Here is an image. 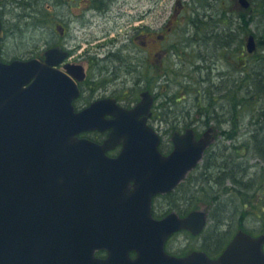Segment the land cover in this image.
Wrapping results in <instances>:
<instances>
[{
	"label": "water",
	"instance_id": "obj_1",
	"mask_svg": "<svg viewBox=\"0 0 264 264\" xmlns=\"http://www.w3.org/2000/svg\"><path fill=\"white\" fill-rule=\"evenodd\" d=\"M239 2L244 8L251 5L250 0ZM2 35L0 21V39ZM246 46L250 53L257 50L253 34ZM51 63H5L0 52V264H71L86 256L87 237L80 235L85 224L98 234H115L120 223L126 232H147L159 238L160 252L165 236L175 229L200 232L207 221L205 210L192 211L183 220L172 213L157 221L151 202L155 195L174 190L201 162L215 129L208 128L199 138L193 128L176 131L174 148L165 155L159 133L139 118L150 101L131 110L99 109L97 103L76 113L71 101L77 86ZM106 113L114 118L105 120ZM98 115L100 125L94 122ZM93 128L112 130L101 144L79 137ZM118 145L120 154L109 157L106 152ZM84 167L87 185L61 181ZM84 186L87 197L78 195ZM84 198L87 204L80 201ZM123 209L130 211L122 219ZM128 223L135 226L127 228ZM99 237L97 242L105 239ZM263 246L264 233L253 236L239 230L216 260L196 253L170 262L264 264ZM77 253L81 257L75 258Z\"/></svg>",
	"mask_w": 264,
	"mask_h": 264
},
{
	"label": "flooded vegetation",
	"instance_id": "obj_2",
	"mask_svg": "<svg viewBox=\"0 0 264 264\" xmlns=\"http://www.w3.org/2000/svg\"><path fill=\"white\" fill-rule=\"evenodd\" d=\"M52 2L53 5L50 3L47 9L44 0H0V21L3 30L0 39L1 60L5 63L17 59L52 62L51 67L54 70L64 73L77 86L78 94L71 101L76 113L97 103L101 104L99 109L119 107L131 110L144 100L147 103L150 101L147 112L142 113L139 118L145 119L148 126L159 132L161 152L169 154L173 146L165 144L158 127L187 124L188 127H194L198 126L199 122L182 118V113L175 117L172 114L176 111L171 107L172 99L168 90L172 88L171 74L178 75L180 70L172 69L171 64L173 45L170 34L174 26L173 18L170 15L161 20L156 15L162 0ZM185 4L186 1L177 0L175 14L178 15L185 8ZM63 7L69 8L67 14L58 11ZM46 9L54 11L50 22L44 16ZM14 10L19 12L15 14ZM19 16L29 21L36 18L33 23L40 32L38 38L22 45L26 48L24 50L21 49L22 46L14 48L11 40L13 26L21 19ZM77 27L83 30L78 39L74 33ZM49 52L51 53L48 54ZM175 78L178 79L177 76ZM214 88H219V85ZM99 116L98 120H94L98 125L102 121ZM113 118L110 113L104 115L105 120ZM111 130L93 128L80 133L79 137L101 144L110 136ZM177 130L184 132L186 129ZM120 151L121 145H118L106 154L109 157H117ZM77 171L79 173L76 172L75 175L60 177L61 181L71 179L87 185V167ZM79 192L78 195L87 197V186L82 187ZM168 193H159L152 199L151 215L157 221L172 213L183 220L192 211L202 210L199 208L204 207L202 201H197V204L192 206L188 200L164 197ZM80 201L87 204V198ZM129 211L123 209L121 218L126 217ZM126 226L133 228L135 225L128 223ZM118 228L121 230L115 234L108 231L98 234L87 230L85 224L80 235L87 237L86 256L81 257V253H77L74 257L81 258L71 264H173L170 260L175 259L174 262L178 263L196 253H205L210 259H217L234 237L224 246H220V231L217 227L209 231L206 224L200 232L180 227L165 236L160 252L157 248L159 238H154L144 231L126 232L124 224L121 223ZM99 236L105 239L97 242L95 238H100ZM109 236L112 238H108ZM73 259L67 260L68 263Z\"/></svg>",
	"mask_w": 264,
	"mask_h": 264
},
{
	"label": "trees",
	"instance_id": "obj_3",
	"mask_svg": "<svg viewBox=\"0 0 264 264\" xmlns=\"http://www.w3.org/2000/svg\"><path fill=\"white\" fill-rule=\"evenodd\" d=\"M218 2L220 6L218 13L205 14L209 17L207 20L198 17L197 22H202V31L205 37L211 31L209 38L219 44H216L218 48H223L231 47L233 42L242 45V41L239 43L237 41L239 36L253 33L258 37V47H264V31L258 34L249 28L257 14L264 27V0H251V6L241 10L238 15H234L235 10L232 9L233 2L231 0H218ZM257 4L259 7L256 9L255 5ZM216 21L219 22L220 27L217 28L215 23L214 28H207L210 24L214 25L212 23ZM199 23L195 26L197 31L202 28ZM222 25H227V27L222 28ZM238 28L242 32L238 31ZM36 32L35 23L27 18L18 20L13 26L11 36L14 48L26 44L27 40H34L32 35ZM29 34L31 36L28 37ZM256 56L259 57L258 60L264 62V54H256ZM248 65L249 63L245 61L242 67L247 68ZM198 70H202V67L196 71ZM249 77L248 85L246 82L245 85L241 84L235 89H230L231 85L226 88L228 93L226 92L227 94L224 95L229 98V106L224 103L220 105L217 100L214 101V98L217 99L215 92L223 93L226 86L223 83L216 89H213L212 85L205 88L198 86L194 89L195 93L198 94L197 98L205 99V105L203 107L198 105L194 111L196 115L189 111L184 115L186 119L193 115L188 120L199 122L198 126L203 129L213 124L215 128L221 129L223 137L207 149L202 164H199L175 190L164 197L188 200L192 206L197 204L195 202L202 201L209 208V218L214 223L212 227L210 225L209 231H212L213 227H217L219 231L226 230L228 232L234 225H239V228L247 230L242 219L250 211L251 215L260 221L262 225L260 230L264 232V73L252 69ZM179 80L177 79L175 82ZM204 81L201 80L200 83ZM200 83L198 81L197 85ZM181 87V90L186 88L188 93L193 91L190 84H183ZM173 95L170 96L171 107L177 104L175 99L177 94ZM165 97L167 96L165 95ZM247 106L253 109L252 121L255 127L248 130L249 134L246 135L247 138H244L239 126V118L243 112L242 108ZM256 111L259 112L256 114ZM185 126L188 127V124ZM174 128L177 129L178 126H174ZM227 140H231L232 143H227ZM249 155L262 161V166L254 168V164L249 162ZM244 157L246 159H243ZM256 199H259L260 203H256ZM220 234L218 242L222 246L226 237L223 236V232Z\"/></svg>",
	"mask_w": 264,
	"mask_h": 264
},
{
	"label": "rangeland",
	"instance_id": "obj_4",
	"mask_svg": "<svg viewBox=\"0 0 264 264\" xmlns=\"http://www.w3.org/2000/svg\"><path fill=\"white\" fill-rule=\"evenodd\" d=\"M53 0H44L45 8L52 2ZM158 1V0H156ZM177 0H162V2L159 3L160 9L157 8L156 15L157 18H160L161 20L167 19L168 16H172L174 21L173 30L170 34L172 45H173V51H172V59L171 64H173V68H178L177 70H180L178 75L171 74L173 82L171 83V89L168 90L169 96H174L173 94H177L175 97L177 104L172 106V109L176 112L172 113L175 117V115L181 114L182 118H185L184 115L187 114V111H189L191 114L196 115L194 111L197 109L198 105L200 104L201 107L205 105V99L203 100L200 98H197L198 94L195 93L194 90L198 86L205 88L208 85H212V87H216L218 85H226L224 87L223 93L215 92L216 98H214V101L217 100V102L221 105V103L227 104L229 106V98L228 96L224 95L227 94V87H230V89H235L241 84L245 85L247 82V85L250 83V77L249 74L252 71V69H256L258 71H261L264 73V62L261 60H258V56L256 54H264V47H261L258 49L257 52L250 54L247 52L245 43H246V35H240L238 38V43L242 41L241 44H236V42H233L231 47H220L218 48L216 46L217 43H215L214 39L209 38V31L207 37H205L204 32L202 31V22L199 23L197 20L198 17H202V20H207V16L205 14H211L213 12L218 13L220 10L219 2L218 0H184L186 1L185 8L177 14H175V6H176ZM233 2V11L235 10L234 15H238L241 10H243V6L238 0H231ZM258 3V1H257ZM50 4V5H51ZM53 5V4H52ZM74 6V5H73ZM256 9L259 7L258 4L255 5ZM48 9V8H47ZM44 10V16L48 19V21H51V18L54 17V11L53 10ZM28 10V9H27ZM26 10V12H27ZM58 11L60 12H69L68 7L59 8ZM15 14H17L19 11L14 10ZM75 12V11H74ZM218 16V14H217ZM237 19V17H236ZM29 20V19H28ZM260 16L257 14L255 16V20L252 23V25L249 27L251 31L254 33L261 34L262 31H264V27L260 23ZM36 18L32 21L35 22ZM199 23L200 28L199 31L196 30L195 26ZM216 23V27H220L219 22H214L212 24L214 25H208L207 28H214ZM260 26V27H258ZM227 25H222V28H226ZM216 29V28H215ZM82 28H75L74 33L76 35V39L80 38L82 35ZM207 31V29H205ZM238 31H241L240 28H238ZM242 32V31H241ZM40 32H36L32 35L34 37V40L38 38ZM250 34V33H249ZM248 35V34H247ZM28 37L31 36V34L27 35ZM31 39V38H30ZM211 39V40H210ZM258 39V37H257ZM28 42H31L32 40H27ZM219 45V44H217ZM21 49H26L25 46H22ZM179 55L181 58H179ZM180 59V60H179ZM248 62L249 65L247 68H243V63ZM199 67H202V70L196 71ZM196 69V70H195ZM182 70V71H181ZM191 74L190 76L188 74ZM175 76L180 79L178 82L175 78ZM244 78V79H243ZM201 80H205L203 83H200ZM198 84L197 85V83ZM215 83V85H214ZM183 84H190L193 91L188 93L186 91V88L181 90V85ZM216 89V88H214ZM179 92V93H178ZM227 92V93H226ZM224 100V101H223ZM226 106V107H228ZM250 106L242 108L241 115H240V124L242 136L244 138H247L246 135L249 134L248 130L252 129V127H255L252 121V114L253 109L249 108ZM257 110V109H256ZM259 111H256V114ZM192 115V117H193ZM188 116V115H187ZM188 117V119L192 118ZM181 118V117H180ZM181 118V119H182ZM199 125V123H198ZM163 139L166 145H172L173 146V140L172 137L175 133L176 128L174 126H159ZM187 129L185 125L178 126L177 129ZM195 129L197 137H201L203 133L205 132L203 128L200 126H194L192 127ZM185 132V131H184ZM215 139L211 143V145L207 148L209 149L213 144H216L220 141V139L223 137L222 132L220 128H216V130L213 133ZM227 143H232L231 140H227ZM250 157V164H254V168H258L262 166L263 162L260 161L257 158ZM243 159H246L244 157ZM203 161V160H202ZM202 161L200 164H202ZM253 170V169H252ZM255 170V169H254ZM256 203H260L259 199L255 200ZM199 209L205 210L209 212V208L201 207ZM239 220V218H238ZM243 224L245 226L246 231L252 234L259 235L261 234L262 225L260 224V221L255 219L253 215H251L250 211L247 212L246 216L242 219ZM214 225L212 219H208L207 222V228L209 229ZM240 226L234 225L231 226V228L226 232V230H220V232L224 233L223 236L226 237V241L222 246H224L228 240L231 239L239 230L244 228H239ZM211 229V228H210ZM221 235V234H220ZM216 260V259H212Z\"/></svg>",
	"mask_w": 264,
	"mask_h": 264
}]
</instances>
